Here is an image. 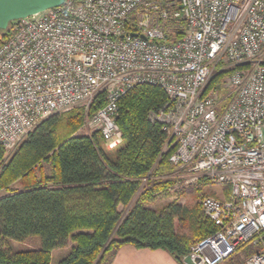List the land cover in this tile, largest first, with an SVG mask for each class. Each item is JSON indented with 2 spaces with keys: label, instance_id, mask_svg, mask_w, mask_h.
Masks as SVG:
<instances>
[{
  "label": "built area",
  "instance_id": "obj_1",
  "mask_svg": "<svg viewBox=\"0 0 264 264\" xmlns=\"http://www.w3.org/2000/svg\"><path fill=\"white\" fill-rule=\"evenodd\" d=\"M219 64L235 69L208 88ZM138 84L167 93L150 117L176 145L174 176L222 187L200 201L218 229L190 260L224 264L252 245L244 264H264V0H67L13 21L0 41V144L84 106L86 133L115 148L119 100Z\"/></svg>",
  "mask_w": 264,
  "mask_h": 264
},
{
  "label": "trees",
  "instance_id": "obj_2",
  "mask_svg": "<svg viewBox=\"0 0 264 264\" xmlns=\"http://www.w3.org/2000/svg\"><path fill=\"white\" fill-rule=\"evenodd\" d=\"M12 23L0 30V41L9 35ZM234 69L219 64L208 88L221 90L223 78ZM168 100L159 85L129 89L119 100L117 116L123 141L112 149L100 141L99 132H78L86 118L83 106L43 119L10 156L0 144V192L6 191L0 196V262L51 264L53 250L69 247L57 264H110L118 248L132 244L165 249L184 263L192 246L218 226L201 207L206 192L191 207L180 203L182 193L160 209L149 206L174 195L177 182L170 162L176 145L173 140L168 144L170 135L150 117ZM104 104L101 94L89 115ZM45 164L51 166L49 173ZM133 200L123 215L120 206ZM177 223L188 232L177 231ZM32 236L40 237L39 247L14 249L11 240ZM255 251L247 245L224 264H244Z\"/></svg>",
  "mask_w": 264,
  "mask_h": 264
},
{
  "label": "rangeland",
  "instance_id": "obj_3",
  "mask_svg": "<svg viewBox=\"0 0 264 264\" xmlns=\"http://www.w3.org/2000/svg\"><path fill=\"white\" fill-rule=\"evenodd\" d=\"M83 108L85 109L84 106H83ZM78 132L86 134L87 131L82 126L78 130ZM100 141L104 143V140L102 137H100ZM16 147L17 146L9 148V147L4 146L6 155L10 156L13 153V151L16 149ZM45 170L47 173H49L51 170V166L49 164H45ZM175 178H176L177 182H175V185L173 188L174 195L167 196V197H161V198L156 199L154 202L149 204V206L151 208L160 209L166 203L172 201L173 198H175V196L179 195V193H182L180 198H179L180 203L182 205L189 206V207L194 206L195 204H197L200 201V198L198 197V195H201V193L206 192L208 195H213V194L217 195L219 193L222 194V192H221L222 187L219 185L209 184V185H204L202 188V187H199L196 183L190 182L191 177L189 175H183V176L178 175V176H175ZM15 185L19 186V184H15ZM198 188H202L201 189L202 191H199ZM5 193H6V191H1L0 196L4 195ZM225 193H226V190H225ZM134 200L128 206H123V205L120 206V210H121V213L123 215H125L128 212L130 207L133 205ZM176 229L179 232H186V233L188 232L187 227L182 225L181 223H177ZM11 243H12L15 250H26V249L39 247L40 243H41V239L39 236H32L25 241L11 240ZM68 249H69V247H68ZM67 252H68V250L65 251L62 248H60L58 251L54 252V254L52 255L51 264H57L58 261L60 260V258L63 257Z\"/></svg>",
  "mask_w": 264,
  "mask_h": 264
},
{
  "label": "water",
  "instance_id": "obj_4",
  "mask_svg": "<svg viewBox=\"0 0 264 264\" xmlns=\"http://www.w3.org/2000/svg\"><path fill=\"white\" fill-rule=\"evenodd\" d=\"M67 0H0V30L7 29L10 22L38 14L49 8L60 6ZM170 142V140L168 141ZM185 262L194 264L190 257Z\"/></svg>",
  "mask_w": 264,
  "mask_h": 264
},
{
  "label": "crops",
  "instance_id": "obj_5",
  "mask_svg": "<svg viewBox=\"0 0 264 264\" xmlns=\"http://www.w3.org/2000/svg\"><path fill=\"white\" fill-rule=\"evenodd\" d=\"M60 248L53 250L58 251ZM65 251L68 248H62ZM110 264H190L177 261L165 249L137 248L132 244H125L118 248L113 255Z\"/></svg>",
  "mask_w": 264,
  "mask_h": 264
},
{
  "label": "bare ground",
  "instance_id": "obj_6",
  "mask_svg": "<svg viewBox=\"0 0 264 264\" xmlns=\"http://www.w3.org/2000/svg\"><path fill=\"white\" fill-rule=\"evenodd\" d=\"M99 134V133H98ZM101 137V136H100Z\"/></svg>",
  "mask_w": 264,
  "mask_h": 264
}]
</instances>
